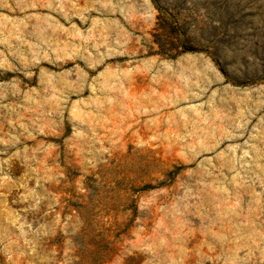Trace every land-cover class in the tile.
<instances>
[{
	"label": "rangeland",
	"instance_id": "374dc122",
	"mask_svg": "<svg viewBox=\"0 0 264 264\" xmlns=\"http://www.w3.org/2000/svg\"><path fill=\"white\" fill-rule=\"evenodd\" d=\"M0 264H264V0H0Z\"/></svg>",
	"mask_w": 264,
	"mask_h": 264
},
{
	"label": "trees",
	"instance_id": "16d2710c",
	"mask_svg": "<svg viewBox=\"0 0 264 264\" xmlns=\"http://www.w3.org/2000/svg\"><path fill=\"white\" fill-rule=\"evenodd\" d=\"M159 8H160V7H159ZM188 49L190 50V49H192V48H188V47L185 46V50H188Z\"/></svg>",
	"mask_w": 264,
	"mask_h": 264
}]
</instances>
